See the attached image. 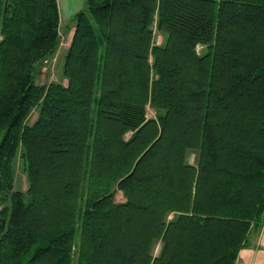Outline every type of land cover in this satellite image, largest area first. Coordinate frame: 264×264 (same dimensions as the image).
<instances>
[{"label": "trees", "instance_id": "obj_1", "mask_svg": "<svg viewBox=\"0 0 264 264\" xmlns=\"http://www.w3.org/2000/svg\"><path fill=\"white\" fill-rule=\"evenodd\" d=\"M73 20L67 84H39L57 0H0V264H235L264 225V0H84Z\"/></svg>", "mask_w": 264, "mask_h": 264}, {"label": "rangeland", "instance_id": "obj_2", "mask_svg": "<svg viewBox=\"0 0 264 264\" xmlns=\"http://www.w3.org/2000/svg\"><path fill=\"white\" fill-rule=\"evenodd\" d=\"M84 9V6L82 7ZM73 14L71 16H62L61 19V26L59 27V33H60V41L58 48L54 52V54L48 58H46L44 61H42L41 64L37 65L36 70L34 72V79L36 83L39 84H49L51 82H58L67 84L66 79L62 75V65L64 56L66 54V51L69 47L72 33H73ZM163 35L159 33L157 30L154 29V38L153 41L156 44H162L163 43ZM199 52L201 49H199ZM38 115V111L36 108L32 109L30 114L28 115L27 122L28 124H32ZM147 117L148 118H155V110L148 106L147 107ZM130 136V133H127L125 135L126 138ZM188 161L191 164L196 163V153L190 152L188 155ZM28 188V182H27V176L25 171L22 167V162L20 160V157H17L14 161V189L26 191ZM115 201L116 202H124L125 199L122 195V192L117 191L115 194ZM172 218V215L169 217ZM159 247H157L156 252L158 251Z\"/></svg>", "mask_w": 264, "mask_h": 264}, {"label": "crops", "instance_id": "obj_3", "mask_svg": "<svg viewBox=\"0 0 264 264\" xmlns=\"http://www.w3.org/2000/svg\"><path fill=\"white\" fill-rule=\"evenodd\" d=\"M57 3L59 27L62 16H74L84 6V0H57ZM235 264H264V225L249 234L248 245L239 251Z\"/></svg>", "mask_w": 264, "mask_h": 264}]
</instances>
